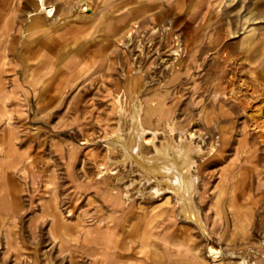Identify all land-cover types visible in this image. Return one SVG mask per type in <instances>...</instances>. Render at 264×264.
<instances>
[{"label":"rangeland","instance_id":"rangeland-1","mask_svg":"<svg viewBox=\"0 0 264 264\" xmlns=\"http://www.w3.org/2000/svg\"><path fill=\"white\" fill-rule=\"evenodd\" d=\"M38 1L0 0V161L14 207H0V264L107 262L120 225L129 258L141 255L147 234L146 264H264V151L259 163L231 169L250 122L236 117L233 99L212 98L216 88L234 87L240 106L264 105V67L256 71L264 60V0H46L54 17L28 26ZM248 54L255 58L249 70ZM136 96L147 128L160 129L157 143L193 135L204 150L194 199L206 236L172 192L154 197L158 182L145 185L136 166L112 161L123 154L117 138L128 134ZM223 132L233 146L219 155ZM247 137L253 145L255 136ZM51 199L59 216L70 215L69 231L79 230L73 241L54 237ZM234 213L244 225L234 228ZM65 246L80 251L71 258Z\"/></svg>","mask_w":264,"mask_h":264},{"label":"bare ground","instance_id":"bare-ground-1","mask_svg":"<svg viewBox=\"0 0 264 264\" xmlns=\"http://www.w3.org/2000/svg\"><path fill=\"white\" fill-rule=\"evenodd\" d=\"M39 9L41 12H45L50 17L54 16V11H55L54 6L47 5L46 0H40ZM85 11H87V7H85ZM215 70H214L215 72L212 70L213 75L214 76L217 75V78H218L219 72L222 73L223 71L222 66L220 68L217 67ZM67 71L71 74V71L69 69H67ZM250 75H252L251 77H253L255 74L251 73ZM246 84H250V83H246ZM243 85L245 84L241 83V87ZM241 87H240V90L242 89ZM228 88L229 87L216 88L214 92V97L212 98H214L215 101H217V103H220V104H225V103L227 104L229 99H233L234 100L233 105L235 109L236 107L239 108L238 110L234 109L236 111L235 112V115H237L236 117H238L239 114L242 113L245 116L246 120L250 122V128L247 130V135L255 136V141L253 139V142H254L253 145L249 143L247 135L245 137L243 136L240 137L238 139V142L234 144L233 152L235 153L234 154L235 162L231 166V169H233L238 166L237 162H243V163H248V164L251 163L252 165L256 162L259 163V160L261 158L260 151L261 150L264 151V105L259 106L260 104L259 103L258 106H254L248 103V106H245V105L240 106L241 103H237L235 101L238 99V96H236L238 92H235L234 87H231L230 90ZM250 88L251 86H249V90ZM255 88H258V87H255ZM263 91L264 89L262 90V92ZM254 92L256 93V91ZM253 93H251V95ZM137 97L138 96H136L133 99L132 112L129 117L128 134L127 135L119 134V137L117 138L118 139L117 143L118 145L122 147L123 154H121L122 156L120 158L112 160V161H114L115 164L121 165L122 167H125L127 164L136 166L140 171V177L142 178V181H144L143 184L145 185L153 181L158 182V186L153 187L151 190V194L154 197L158 196L163 190L172 192L176 196L175 198H177V201L179 202L181 206L179 207L181 208V212L183 213L185 218L188 219L193 224H195L202 231L204 235H207V227L205 226L206 222H203L201 218L202 214H200L198 210L199 208H197L195 204V199H194V195L196 194V190H197V182H199L198 181L199 180V172H198L199 163H198L197 156L201 153V151H204V150H202L200 144L194 141L195 136L193 138V135H191L190 138L189 137L185 138L183 136H180L178 139H174L173 137L171 138L165 137L163 139H160L163 141H159L160 143H157L156 140L159 134V133L157 134V131L160 129L158 130L156 129L157 131H155L154 129L152 130L150 128H147L143 120V117H142V106L138 103ZM260 97H262V99L264 100L263 96L260 95ZM245 104L247 105V103ZM122 116H123V113H122ZM223 133H224V141H223L224 143L222 144V147L219 150V153H218L219 155H222L223 152L227 149V147L232 145L230 143L231 138L229 136H226L225 132ZM145 145H149L151 147L150 153L142 152V148ZM248 168H251V166L247 165V166L240 167L239 169L240 175L241 176L243 174L245 175L244 170H247ZM20 170L24 171V168L20 167ZM162 183L165 184L164 185L165 187H162L163 185L161 186ZM134 185H135V182H131L129 185H127V188L129 189L133 188ZM237 188H238V183L236 181L232 185L233 192L236 191ZM51 201L55 202L56 200L52 199L48 202L50 207L52 203ZM51 209L53 212V224H56V223L64 224L66 221L65 216L63 217L59 216V213H57L55 207L53 208L51 207ZM234 218H235L234 224L244 225L246 222L245 219H241L237 215ZM209 252L211 256H214L216 258L220 254V251L217 248L212 247V246L209 248Z\"/></svg>","mask_w":264,"mask_h":264},{"label":"crops","instance_id":"crops-1","mask_svg":"<svg viewBox=\"0 0 264 264\" xmlns=\"http://www.w3.org/2000/svg\"><path fill=\"white\" fill-rule=\"evenodd\" d=\"M13 1H15V0H11V2H12V4L14 3ZM39 5H40V0L37 2V5L34 7L35 9H32L31 11H30V13H31V18H33L32 20L30 19V24L28 25V26H31L32 24H33V22H38V23H40V24H42V22L45 20V18L46 19H48V18H53V17H50V16H48V14H46L45 12H41L40 11V9H39ZM250 31H252L253 33H251ZM249 32L251 33V35H250V33H249V35H248V44H252L255 40V36H256V34H257V29H251ZM252 34H254V35H252ZM252 36V37H251ZM244 57V56H243ZM244 59H245V61H246V63H245V66H246V68L249 70V68H250V66H249V62H251L252 60H255V58H254V56L253 55H251V54H248L246 57H244ZM260 67H264V60L262 59V60H259L258 61V65L256 66V71L258 70V69H260ZM67 69H69V68H67V65H65V70H67ZM34 65H28V68H27V71H29V72H27V75L29 74H31L32 72H34ZM70 70V69H69ZM71 71V70H70ZM68 74L69 75H71L69 72H68ZM2 81V78H1V74H0V82ZM7 106V105H6ZM8 108V107H7ZM3 114H4V111H3V108H0V123L3 121ZM12 117V116H11ZM13 133L15 132L14 130L12 131ZM4 152V151H3ZM0 156L2 157V154L0 153ZM18 161V160H17ZM3 162L2 161H0V207H2L3 208V206H4V204H9L10 206H11V209H14V207H13V205L11 204V202H10V200H9V192L7 191V188H6V190H4V192H3V186H4V177L2 176V170H3ZM6 178H10V177H6ZM6 187V186H5ZM5 200L7 201L8 200V202H5ZM52 200V199H51ZM50 201V200H49ZM210 209L211 210H213V208L212 207H210ZM12 211H14V210H12ZM215 214L217 215V216H219V217H221V216H223L224 215V213H223V211H221L220 212V214L219 213H217V212H215ZM237 214H233V226H234V228H236V227H239V226H241V225H238V224H234V220H235V216H236ZM70 215H66V221H65V223L64 224H53L52 226H53V232H54V237L56 236V238H61V240L63 241V242H65V243H67V242H70V241H73L72 239L74 238H76L77 236H78V232H79V230H78V232H75V234L73 233H71L70 231H69V229H68V227L70 226V223H68L67 221H68V217H69ZM238 216V215H237ZM255 222L256 221H253V224H255ZM82 224V223H81ZM81 224H78L77 226H75V227H78V228H76V229H79V227H82V225ZM259 224H264V222L262 221V222H260ZM195 225V224H194ZM56 226V227H55ZM196 226V225H195ZM233 226H231V227H233ZM120 227H121V225L119 226V228H118V230L116 231V235H115V238H114V242H113V247H114V249H115V252H114V254H113V257H112V259H110L109 261H107V262H105L104 260H95V259H93L94 260V264H146V259H147V253H148V246H149V240H148V238H146V236H147V234H145V235H143L141 238H140V240H139V242H138V244H139V248H140V256L139 257H135L134 259L133 258H129L130 256H126V254H125V251H123L122 250V244L124 243L122 240H120L119 239V237H118V235H119V233H120ZM197 227V226H196ZM198 228V227H197ZM199 229V228H198ZM233 229V228H232ZM200 230V229H199ZM234 230V229H233ZM57 231V232H56ZM77 231V230H76ZM201 231V230H200ZM202 232V231H201ZM78 233V234H77ZM146 233V232H145ZM72 234V235H71ZM203 234V233H202ZM204 235V234H203ZM206 236V235H205ZM65 248H67V250H69V253H70V257L72 258L73 257V255H75L78 251H80V250H77V249H79L80 247H74V246H71V247H64L63 249H65ZM73 248H75L77 251L76 252H74L73 253ZM67 250H65V251H67ZM210 253V252H209ZM144 256H143V255ZM211 256V255H210ZM125 258H127V260H125ZM149 258V257H148ZM123 260V261H122ZM238 264H248V262L246 261V260H242L241 262H239Z\"/></svg>","mask_w":264,"mask_h":264}]
</instances>
